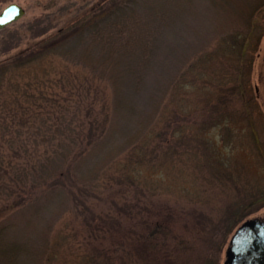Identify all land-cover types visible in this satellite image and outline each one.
Here are the masks:
<instances>
[{
  "label": "rangeland",
  "instance_id": "1",
  "mask_svg": "<svg viewBox=\"0 0 264 264\" xmlns=\"http://www.w3.org/2000/svg\"><path fill=\"white\" fill-rule=\"evenodd\" d=\"M105 1L0 0V11L9 3L25 9L23 16L0 29V60L56 34ZM176 2L163 0L159 9L153 5L150 10L149 14L162 12L164 22L157 29L150 24L153 51L141 68L143 77L129 81L122 91L126 108L118 110L112 87L89 72L74 37L66 45L69 53L50 52L22 71L23 76L47 74L53 81L62 76L68 83L65 89L56 86L58 80L45 87L47 97L40 102L50 113L45 120L40 114L36 122L53 128L63 107L71 117L64 120L71 126L66 130L89 117L105 124L97 143L71 168L76 178L71 188L94 211L119 218L91 232V223L66 194L25 189L0 170V226L8 225L4 235L29 248L25 256H18V264H224L237 225L244 218L264 215V34L253 55L251 76L261 116L242 103L239 90H227L228 83H237L238 54L213 2L183 0L181 7ZM38 28L44 29L39 35ZM8 41L16 46L4 50ZM219 91L228 98L234 94L225 111L206 105L218 102L213 99ZM219 112L226 114L220 119ZM200 121L208 126L200 127ZM42 134L34 127L25 129L12 151H0L8 169L10 157L12 176L19 175L24 155L33 151L30 141L53 136L46 132L41 138ZM56 141L39 143L32 153H55ZM21 185L30 188L32 183L26 179ZM137 197L171 215L172 233H137L144 231L138 216L122 211L123 204ZM153 213L151 221L164 217ZM200 218L208 222L200 225ZM216 222L225 226L220 237V225L213 227ZM140 238L149 243H140ZM217 238L222 240L212 243Z\"/></svg>",
  "mask_w": 264,
  "mask_h": 264
},
{
  "label": "trees",
  "instance_id": "2",
  "mask_svg": "<svg viewBox=\"0 0 264 264\" xmlns=\"http://www.w3.org/2000/svg\"><path fill=\"white\" fill-rule=\"evenodd\" d=\"M182 1L177 0L176 3L179 7L184 3ZM210 1L213 2L214 8L227 23L229 29L228 38L232 40L233 50L238 54L235 56L238 58L235 63L238 66L235 77L237 83L235 85L234 83H228L227 90H230V93H233L234 89L239 90V97L242 103L262 116L261 106L252 88L251 76L253 55L258 42L264 34V0ZM147 5L149 6L145 8ZM162 5L163 0H106L102 7L96 9L97 11L90 10L87 12L89 14H85L86 16L84 15L76 22L64 26L63 30L62 28L59 29L56 34L37 40L33 44L0 60V151L7 150V148L12 151L15 141L20 140L18 137H22L25 129H31L32 127L40 134H45L46 132L53 134V136L46 135L43 138L44 134H42L41 138L43 140L30 141L33 147L32 152L37 149L35 147L39 143L47 141L52 144L55 138H57L56 142L59 143L55 153L40 154L38 152L35 154L31 152L27 156L24 155L26 159L20 167L19 175L16 177L11 174L12 163L10 157L2 154V158L5 159L7 157L6 163L7 161L10 163V168L8 169L3 165L2 162L4 161L0 160V170L4 172V177L15 181L25 189L32 190L34 187H41L43 192L50 189L57 190V193L63 194L62 196L64 197V194H66L67 197L65 198L73 200L81 216H85V219L91 223V232L98 229L103 230L104 223L110 219L119 218V215L94 211L91 207L92 205L90 206L86 201L79 199L80 197L74 194L71 188L76 181L71 168H74L81 156L85 152H90L91 147L97 143L101 137L99 131L104 128L105 124H100L96 120L93 121L89 117V119H86V123L82 121L75 124V131L74 129L71 130L75 132L73 133L69 128L67 130L65 128L68 126L71 129L70 123L66 125L64 122V120L71 117L68 116L67 108L63 107L59 108L56 113L60 114V117H58L59 119L53 125V128L51 124L45 121L36 122V120H39L40 114L44 113L42 119L45 120L50 113V110L45 108L40 102L41 99L47 97L44 92L45 87L53 86L54 82L58 80L57 84L59 85L56 86L65 89L68 83L63 82L64 78L62 76L53 81L46 76L47 74H41L40 76L25 74L23 76L22 71L30 67L31 64L36 63L40 58L47 57L50 52L63 50L69 53L66 45L74 37L76 44L80 45V50L82 47L81 59L89 68V72L94 73L92 75L107 83L110 88L112 87L113 93L117 96L116 108L118 110L126 108L125 100H127V95H124L122 91L125 92V87L128 89L130 85L127 83L129 81L136 79V77L137 80H140L143 77L141 68L145 69V66L148 65V53L153 51V44L148 41L152 36L150 24L151 22L152 24L154 23L153 28L157 29L164 22L162 12L149 14L150 10L152 8L159 9ZM153 17H157V19H153ZM41 29L38 28L35 34H41L44 31V29ZM83 41L85 42L83 43ZM8 42L4 50H9L16 46V44L13 45L14 42ZM248 43L250 44L249 46ZM18 76H22V78L18 79ZM218 84H221V82ZM233 95L228 98L223 92L219 91L217 98L213 99H218V102L213 104L214 101H209L206 105L212 104L215 110L225 111L228 106L227 103L232 102ZM82 108L84 107H77L78 110ZM124 110L126 111V109ZM88 112V116H90V109ZM219 114L221 119L226 113L219 112L217 115ZM32 115L35 116L32 117ZM214 118L215 116L212 113L210 119ZM27 123L30 124L26 125ZM198 124L202 128L208 126L204 122L202 124L201 121ZM25 125L24 129L23 126ZM209 125L212 124L209 123ZM52 129H56L57 132L52 133ZM28 132L32 133L31 130H27ZM56 134L58 135L55 136ZM5 138H7L6 142H4ZM22 146L23 143L20 144L21 150ZM18 151H14V153L17 154ZM69 158L72 159L71 162ZM26 179L31 180L32 186L30 185V188L21 185ZM9 190L8 193L10 194ZM130 204L132 209L128 207ZM155 210L157 214H163L164 217L161 218L159 216L160 218L158 217L151 221ZM122 211L123 214L131 213L133 216H138L140 228L144 231L137 233H172L171 215L168 212L164 213L161 208L157 209L156 207L153 209L149 205L148 200H142V198L137 197L134 201L123 204ZM143 215L146 216L143 217ZM207 220L200 218L198 223L204 225L208 222ZM239 221V219H236V223ZM217 226L221 230L220 237L225 231V226L219 222L213 224L214 228ZM7 227L8 225L0 226V264H18L20 263L17 260L18 256H25L29 248L19 242L11 241L4 235L3 232H5ZM229 231L230 228L227 229V233ZM218 238L213 240L212 243L214 241L217 242V240L219 243L222 239ZM140 239V243H149L147 238ZM155 242L158 241L156 240ZM107 263L110 264L111 261H107Z\"/></svg>",
  "mask_w": 264,
  "mask_h": 264
},
{
  "label": "water",
  "instance_id": "3",
  "mask_svg": "<svg viewBox=\"0 0 264 264\" xmlns=\"http://www.w3.org/2000/svg\"><path fill=\"white\" fill-rule=\"evenodd\" d=\"M25 9L17 3H9L0 11V29L17 20ZM260 227L257 218L246 219L231 235L225 250L224 264H264V231L244 233L249 227Z\"/></svg>",
  "mask_w": 264,
  "mask_h": 264
},
{
  "label": "flooded vegetation",
  "instance_id": "4",
  "mask_svg": "<svg viewBox=\"0 0 264 264\" xmlns=\"http://www.w3.org/2000/svg\"><path fill=\"white\" fill-rule=\"evenodd\" d=\"M247 218V217H246ZM252 218V217H251ZM255 218H257L260 222L263 223V226L260 227H249L244 233H261V231H264V215H256ZM246 219H242L241 223H239L236 227V229L245 221ZM235 229V230H236ZM234 230V232H235Z\"/></svg>",
  "mask_w": 264,
  "mask_h": 264
}]
</instances>
